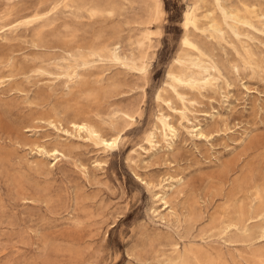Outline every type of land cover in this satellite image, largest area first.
I'll use <instances>...</instances> for the list:
<instances>
[{
	"label": "rangeland",
	"instance_id": "obj_1",
	"mask_svg": "<svg viewBox=\"0 0 264 264\" xmlns=\"http://www.w3.org/2000/svg\"><path fill=\"white\" fill-rule=\"evenodd\" d=\"M156 1L0 0V264H264V0Z\"/></svg>",
	"mask_w": 264,
	"mask_h": 264
},
{
	"label": "bare ground",
	"instance_id": "obj_2",
	"mask_svg": "<svg viewBox=\"0 0 264 264\" xmlns=\"http://www.w3.org/2000/svg\"><path fill=\"white\" fill-rule=\"evenodd\" d=\"M159 5H160L159 0H157L156 1V8L157 9H159ZM208 17L209 16H207V18ZM199 22H200V19L198 18V16L196 14H194V13H192V14L191 13H188L186 15L185 26L187 28H189V27L192 26V27H195V28L198 29ZM211 22L213 23L212 26H211L213 29L218 28V23H217V21L215 19H213ZM150 35H151V33L148 34V39L150 38L149 37ZM184 49L185 50H192V51L198 50V48L196 47V45H194L188 38L184 40ZM170 76H172L174 79H176V76L174 74L170 73ZM180 82H182V81L180 80ZM205 82H209V80H206ZM131 120L134 121V117H131ZM161 122H162V124L164 125V128H165V137H168L167 140H169L171 142L172 141L174 142L175 139L179 137V131H178V129L175 128L174 126H171L169 123H167V119L161 120ZM72 125H73L74 130L79 135H82L83 133H86V134L90 135L92 138H96L97 140L98 139H103L102 141L104 142V144H105V146L107 148H113L117 144V141H118V139L120 137V135H119L116 138H111L110 140H107V139H105L104 136H102L100 134V132L94 126H92L89 123H85V122L84 123H75L74 122V123H72ZM196 132H198V135L197 136L205 137V134H204L203 130L199 129ZM155 137H156V134L153 133L152 134V138L148 140L150 144L153 143ZM206 138H208V137L206 136ZM169 146L170 147H173L172 143H169ZM47 153L49 154V152H47ZM54 153H55V155L59 154L58 151H54ZM143 182H144V180H143ZM145 184L149 185L148 182H145ZM162 199L165 202V205H168L169 204L168 197H163ZM176 261H178V258L177 257L176 258L173 257V258L167 259L162 264H175Z\"/></svg>",
	"mask_w": 264,
	"mask_h": 264
}]
</instances>
